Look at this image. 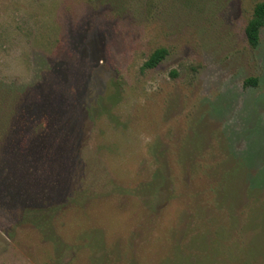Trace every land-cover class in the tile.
Returning a JSON list of instances; mask_svg holds the SVG:
<instances>
[{
	"label": "rangeland",
	"instance_id": "1",
	"mask_svg": "<svg viewBox=\"0 0 264 264\" xmlns=\"http://www.w3.org/2000/svg\"><path fill=\"white\" fill-rule=\"evenodd\" d=\"M260 1L0 0V264H162L189 226L264 233Z\"/></svg>",
	"mask_w": 264,
	"mask_h": 264
},
{
	"label": "trees",
	"instance_id": "2",
	"mask_svg": "<svg viewBox=\"0 0 264 264\" xmlns=\"http://www.w3.org/2000/svg\"><path fill=\"white\" fill-rule=\"evenodd\" d=\"M264 26V1H260L255 4L252 16L248 20L245 26V36L250 47H256L259 43L260 30ZM167 55V49L165 47L156 48L143 63L142 69L154 68L158 63ZM174 74V72H173ZM257 77H248L245 79V85H256ZM163 175V174H162ZM163 177L157 174L151 177L147 181L144 187L140 188L145 196L147 195V202L149 204L154 203L160 189L162 188ZM150 208H153L150 206ZM258 220V219H257ZM250 220L251 223H247L243 230H247L248 227L255 229L256 226H261L259 220ZM264 224V223H262ZM40 229H43V224L40 222L37 224ZM205 227V228H204ZM262 227V226H261ZM264 227V226H263ZM234 229V227H232ZM229 228H223L220 230L211 231V225L198 226L195 228L194 233H190L193 228L190 226L185 228L182 236L188 237V241L185 244L180 245L178 243L173 247L170 258L166 259L164 263L167 264H255L257 262L264 263V233H255L248 241L241 242L239 239H233L230 237L227 230ZM51 245L55 247L56 258H60L63 253L71 248L63 242L62 238L55 235V230L49 229ZM237 232V229H236ZM91 247L104 248V242L90 241ZM199 250L206 252L205 255L199 254ZM109 254L105 253L99 257L91 256L93 262H99L102 260L107 261ZM161 262V261H160ZM99 264V263H97Z\"/></svg>",
	"mask_w": 264,
	"mask_h": 264
}]
</instances>
